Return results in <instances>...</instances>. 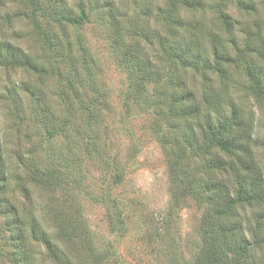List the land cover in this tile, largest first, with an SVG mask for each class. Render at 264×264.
Here are the masks:
<instances>
[{"label":"rangeland","instance_id":"obj_1","mask_svg":"<svg viewBox=\"0 0 264 264\" xmlns=\"http://www.w3.org/2000/svg\"><path fill=\"white\" fill-rule=\"evenodd\" d=\"M41 1L0 0V38L8 37L44 64L37 70L0 61V137L6 162L0 198L16 206L21 218L30 219L34 211L61 247L60 256L72 264H241L244 257L235 251L240 239L225 231L235 221L248 237L252 234L247 261L264 264V197L238 205L232 218L224 216L206 186L211 173L207 157L218 146L180 145L183 124L170 106L172 81L143 78L120 52L123 40L149 47L128 27L158 25L142 12L158 0H116L127 13L126 28L117 33L106 8L95 0L86 5L88 19L82 25L52 22L57 34L64 33L73 44L69 59L68 44L60 55L39 34L37 27L47 32L50 19L57 18L52 0ZM79 1H69L76 14ZM219 4L232 13L236 33L255 16L264 18V0L249 15L234 2ZM210 13L207 21L214 25ZM231 74L238 77L240 71ZM175 75L199 86L201 78L193 70L180 68ZM240 89L235 84L230 91ZM243 102L248 115L255 111L264 118L257 101ZM256 130L264 141V124ZM258 153L264 166V149ZM175 160L177 168L171 165ZM214 177H219L217 171ZM185 182L192 192L185 191ZM9 215L0 205V264H18ZM29 244L38 264H64L45 245Z\"/></svg>","mask_w":264,"mask_h":264},{"label":"trees","instance_id":"obj_2","mask_svg":"<svg viewBox=\"0 0 264 264\" xmlns=\"http://www.w3.org/2000/svg\"><path fill=\"white\" fill-rule=\"evenodd\" d=\"M33 1L38 5L43 3L41 0ZM69 1L52 0L57 18L50 19L48 25L51 27L47 32L37 27L43 42L50 47L52 44L60 55L65 54V44H68V59L72 58L73 44L64 33L62 36L57 34L52 22L63 26L65 22L82 25L88 19L86 8L91 4V0H80L76 14ZM260 1L158 0L155 6L142 9L144 14H149L147 19H153L158 25L131 24L128 27L133 37L145 41L149 47L141 45L136 39L133 44L123 40L119 46L126 63L143 78L161 80L168 77L172 81L175 93L170 106L183 124L180 145L185 143L191 148H204L214 143L218 146L216 153L207 157L211 173L206 186L220 201L218 204L224 216L231 218L236 215L238 205H252L264 197V166L258 153L260 148L264 149V141L256 130L259 124H264V118L256 116L255 111L248 115L243 102L246 98L254 99L264 113V18L255 16L253 22L244 23L240 33H236L232 13L226 5L219 3L234 2L249 15L258 12ZM88 3L89 7L86 6ZM95 3L106 8L109 23L116 33L126 28L124 19L127 13L117 6L116 0H95ZM186 10L193 12V16L184 15ZM211 11L214 12L217 28L215 23L212 25L213 22L210 24L207 21L206 14ZM23 13L27 15L26 10ZM81 40H78L80 45L83 43ZM81 53L84 56V50ZM8 59L37 70L44 67L34 53L8 37L0 38V61ZM180 68L186 72L193 70L199 75L201 79L197 88L189 86L184 76L175 75ZM233 69L240 71L238 77L231 74ZM217 83L224 86L223 91ZM235 84L241 88L236 93L230 91ZM24 88L25 91L26 86ZM7 91L10 95L13 93L12 89ZM32 93L37 95L36 91ZM51 134L54 135V132ZM171 165L177 168L178 162L172 161ZM5 168L4 146L0 137V187L6 184ZM214 171L219 173L218 178L214 177ZM185 184V191L192 192L190 184ZM0 205L10 214L7 223L12 232L14 256L18 264H38L32 252L33 245L29 244L32 241L45 245L48 254L58 262L72 264L60 256L57 250L61 247L34 211L30 219H24L17 215L18 208L6 198H0ZM227 224L225 231L240 239L235 244V251L244 257L241 264H250L247 257L253 246L250 241L252 234L248 237L241 222Z\"/></svg>","mask_w":264,"mask_h":264}]
</instances>
